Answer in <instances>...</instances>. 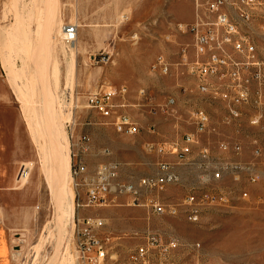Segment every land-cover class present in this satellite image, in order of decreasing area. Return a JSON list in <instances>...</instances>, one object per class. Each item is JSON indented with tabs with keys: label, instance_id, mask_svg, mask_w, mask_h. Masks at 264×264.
Masks as SVG:
<instances>
[{
	"label": "rangeland",
	"instance_id": "obj_1",
	"mask_svg": "<svg viewBox=\"0 0 264 264\" xmlns=\"http://www.w3.org/2000/svg\"><path fill=\"white\" fill-rule=\"evenodd\" d=\"M192 9L190 0H0V256H6V240L14 247L12 264H80L78 220L98 217L105 223L100 234L109 238L111 248L104 264H133L129 256L148 234L163 246L175 242L176 247L166 255L159 247L152 249L147 264H264V182L246 186L248 200L234 199L208 210L198 225H190L180 216L149 217L143 208L122 206V199L78 208L81 199L63 161L65 145L72 163L69 130L87 133L95 154L110 152L92 156L89 171L116 161L121 180H135L156 171V158L143 150L144 142L172 141L191 131L185 120L197 107L220 121V106L200 100L187 78L175 71L168 76L151 72L158 55L173 66L179 61L180 46L190 44L191 38L175 26L189 24ZM67 25L77 27L74 48L62 41ZM17 29L30 41L21 43ZM255 39L264 55V37ZM101 87L127 89L124 110L140 126L137 135L119 136L86 108L87 95ZM141 90L145 99L139 96ZM167 96L175 98L176 119L150 112V106L162 107ZM151 123L157 124V135L146 133ZM216 138L241 142L243 161L251 159L249 143L255 138L264 164V130L236 132L220 126ZM212 152L229 156L214 146ZM24 168L25 178L19 180ZM192 178L183 168V184H191ZM67 184L74 193L72 217L63 189ZM219 185L235 187L227 177ZM184 193L174 186L164 196L178 203Z\"/></svg>",
	"mask_w": 264,
	"mask_h": 264
},
{
	"label": "built area",
	"instance_id": "obj_2",
	"mask_svg": "<svg viewBox=\"0 0 264 264\" xmlns=\"http://www.w3.org/2000/svg\"><path fill=\"white\" fill-rule=\"evenodd\" d=\"M190 1L192 22L175 26L178 33L190 36V44L180 46L179 61L174 66L163 55L156 56L151 72L168 76L175 71L187 78L200 100L220 106V121L215 122L200 107L188 112L185 123L192 127L191 131L173 141L143 145V150L156 158L155 173L128 181L121 180V165L116 161L99 163L89 171L84 158L92 151L91 138L74 134L70 129L72 163L69 173L77 198L81 199L78 208L103 207L122 199V206L143 208L149 217L180 216L188 224L198 225L206 211L227 206L234 199L248 200L251 194L246 186L255 187L264 182L261 147L255 138L249 143L252 153L248 161L240 159L241 142L229 143L216 138L220 126L236 132L264 130V55L255 39L264 37V0ZM61 33L64 44H74L77 27L63 26ZM181 87L184 89L183 85ZM139 96L146 98L143 90ZM126 97L125 87H101L87 95L86 108L100 116L105 125L112 126L116 134L131 138L141 128L124 110ZM150 107L153 116L162 114L174 119L180 116L172 96L165 98L162 107ZM155 127L152 125L150 129L154 131ZM212 146L229 156H214ZM99 153L110 154L108 149ZM180 167L192 173L191 184H183V176L177 171ZM225 177L231 180L232 186L243 188L220 186ZM174 186L185 192L178 203L164 196L167 189ZM260 191L264 195V185ZM78 225V262L104 264L103 254L111 251L109 238L100 234L104 220L84 217L78 220ZM156 247L166 255L176 243L163 246L157 236L148 234L145 243L130 254V262L147 264L150 251Z\"/></svg>",
	"mask_w": 264,
	"mask_h": 264
},
{
	"label": "bare ground",
	"instance_id": "obj_3",
	"mask_svg": "<svg viewBox=\"0 0 264 264\" xmlns=\"http://www.w3.org/2000/svg\"><path fill=\"white\" fill-rule=\"evenodd\" d=\"M39 20V19H38ZM20 21V20H19ZM19 26V25H18ZM21 26V25H20ZM37 27V26H36ZM39 27V26H38ZM13 28V27H12ZM21 28V27H20ZM18 31H17V33L18 34H16V35H18V38H19V41L21 42V43H25V42H27V41H30V39L28 40V38L27 37H25L24 36V34H23V32H22V30L21 29H17ZM35 31H37V30H35ZM25 32V31H24ZM32 32V31H31ZM31 32H29L30 34H31ZM43 32V31H42ZM22 34V35H21ZM13 35V34H12ZM27 35V34H26ZM28 36H29V34H28ZM29 38H30V36H29ZM29 43V42H28ZM70 47H72V48H74V44H71L70 45ZM70 59V58H69ZM72 63H73V61H72ZM6 64V63H5ZM72 65V67H73V64H71ZM9 66V65H8ZM8 66H6V67H8ZM69 66V65H68ZM11 66H9L8 67V69L10 68ZM13 67V66H12ZM68 68V67H67ZM68 69H70V67L68 68ZM73 69V68H72ZM10 70L12 71L13 69H11L10 68ZM70 72H71V69H70ZM11 73H14V72H11ZM27 81V80H26ZM30 83V82H29ZM25 87V86H24ZM23 87V88H24ZM26 88V87H25ZM35 107H33V109H34ZM28 109V108H27ZM26 110V109H25ZM34 111V110H33ZM33 111L31 112V110H30V112L31 113H33ZM37 111H39V109L37 110ZM36 112V109H35V111H34V113ZM37 113L38 112H36V115H37ZM40 114V113H39ZM38 114V115H39ZM57 114L58 113H56V116H57ZM28 115H30V114H28ZM37 115V117H39V119H41L40 118V116L41 115H39L38 116ZM31 116V115H30ZM34 116V115H33ZM32 116V117H33ZM59 116V115H58ZM35 118H36V116L34 117V119H33V121L35 120ZM59 118V117H58ZM57 117H56V121H57V119H58ZM35 120V123L36 122H40L39 123V125L42 123L40 120ZM30 120V119H29ZM57 123V122H56ZM33 124H34V122H33ZM31 125V124H30ZM38 124H37V126H39ZM34 126H36L35 124H34ZM30 127V126H29ZM40 127H41V125H40ZM37 128V127H36ZM38 129V128H37ZM41 130V129H40ZM43 134V133H42ZM42 139H43V137H42ZM45 143V142H44ZM63 143V142H62ZM61 143V144H62ZM44 144H42V146H43ZM61 147V146H60ZM64 153H63V161H64V164H65V166H66V169L68 170L69 168H70V158H69V155H68V153H67V146L65 147V145H64ZM44 152V151H43ZM45 153V152H44ZM42 157V156H41ZM46 157V156H45ZM46 163V162H45ZM46 166H47V164H46ZM65 168V167H64ZM43 169H44V167H43ZM65 169V170H66ZM69 171V170H68ZM67 171V172H68ZM25 168H24V171H23V173H22V175H21V177H20V179L19 180H21V179H23V178H25ZM68 179V178H67ZM71 187V186H70ZM69 187V185L67 184V185H65L64 187H63V189L66 191V194H67V198H68V215L70 216V217H72V214H73V211H74V205H73V199H74V193H73V190H72V188H70ZM62 189V190H63ZM107 257H108V254H103V261H106V259H107Z\"/></svg>",
	"mask_w": 264,
	"mask_h": 264
},
{
	"label": "crops",
	"instance_id": "obj_4",
	"mask_svg": "<svg viewBox=\"0 0 264 264\" xmlns=\"http://www.w3.org/2000/svg\"><path fill=\"white\" fill-rule=\"evenodd\" d=\"M193 10V9H192ZM192 20H193V11H192V19H191V22H192ZM135 123H137L135 120H133ZM138 124V123H137ZM152 125H155L156 127L154 128V131H152L151 129H150V127L152 126ZM139 126V125H138ZM140 127V126H139ZM164 128V127H163ZM157 124L156 123H151L146 129H145V131H146V133H149V134H151V135H157ZM140 132V131H139ZM138 132V133H139ZM84 135H87V133L86 134H84ZM87 136H89V135H87ZM90 137V136H89ZM173 141V140H172ZM91 142H92V140H91ZM148 142H153V143H163V142H166V141H146V142H144L143 143V145L145 144V143H148ZM169 142V141H168ZM143 145H142V148H143ZM97 155H100V153H99V151H98V153L97 154H95V152H94V147H93V142H92V151H91V153L89 154V155H87L85 158H84V162L86 163V166H87V168H88V165H91V157L92 156H97ZM180 170H182L181 171V173H180ZM177 171H178V173L180 174V175H182L183 176V168H178L177 169ZM5 240V239H4ZM5 247H6V256H4V257H2V256H0V264H12V255H13V252H14V247H12L11 245H9L8 244V242L5 240Z\"/></svg>",
	"mask_w": 264,
	"mask_h": 264
}]
</instances>
